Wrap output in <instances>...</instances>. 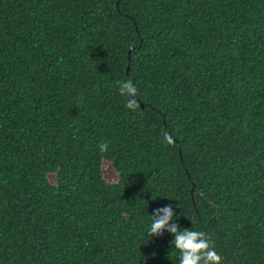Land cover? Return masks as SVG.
<instances>
[{"label":"trees","instance_id":"trees-1","mask_svg":"<svg viewBox=\"0 0 264 264\" xmlns=\"http://www.w3.org/2000/svg\"><path fill=\"white\" fill-rule=\"evenodd\" d=\"M169 204L264 264V0H0V264H179Z\"/></svg>","mask_w":264,"mask_h":264},{"label":"clouds","instance_id":"clouds-1","mask_svg":"<svg viewBox=\"0 0 264 264\" xmlns=\"http://www.w3.org/2000/svg\"><path fill=\"white\" fill-rule=\"evenodd\" d=\"M118 91L121 96H125V107L135 111L139 108L136 99L137 88L132 79L118 81ZM169 143L172 141L169 139ZM99 150L103 153L108 150V143L98 144ZM174 213L172 206L166 205L154 210L151 215L152 223L148 229V235H161L165 230L173 235L171 243L179 253V264H221L222 257L218 254L211 244L210 239L203 231H194L189 229L181 230L173 221Z\"/></svg>","mask_w":264,"mask_h":264},{"label":"rangeland","instance_id":"rangeland-1","mask_svg":"<svg viewBox=\"0 0 264 264\" xmlns=\"http://www.w3.org/2000/svg\"><path fill=\"white\" fill-rule=\"evenodd\" d=\"M102 176L105 181L112 183L116 180L115 174L108 163H104L102 166ZM49 181H52V176H49Z\"/></svg>","mask_w":264,"mask_h":264}]
</instances>
